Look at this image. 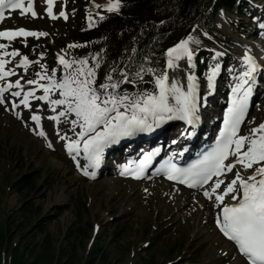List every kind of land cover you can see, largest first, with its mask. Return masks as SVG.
<instances>
[{
    "label": "rangeland",
    "instance_id": "obj_1",
    "mask_svg": "<svg viewBox=\"0 0 264 264\" xmlns=\"http://www.w3.org/2000/svg\"><path fill=\"white\" fill-rule=\"evenodd\" d=\"M106 2L107 0H53L52 13L59 16L63 11L67 16V19L59 17L53 21L46 11V0H38L39 12L36 19L15 14L7 17L0 30L24 28L48 33L47 36L40 37L17 36L11 40L0 37V44L5 45L0 52L11 53L18 50L17 56L0 58L13 62V76L15 80L20 79L24 86L21 91L31 88L25 86V81L35 79L36 72L43 71L39 66L41 63L48 71L54 67L57 54L62 53V46L56 45L55 41L70 45L69 27L80 22L89 24L88 17L91 16L94 20L97 13L104 9L94 5ZM259 2L264 3L263 0ZM259 8L262 11L260 6ZM235 10L231 14L220 11L212 17L209 15L211 31L208 32L199 25L193 35L200 41L199 49L212 54L211 59L217 52L224 53L223 56L230 60L227 69H233L234 66L237 69L241 64L239 58L246 50L250 52L263 47L256 36L247 37L245 33L237 31V22L232 18L238 19L242 14H237ZM245 21L247 19L242 17L243 24ZM250 26L251 32L259 25L251 21ZM240 29L244 27L241 25ZM50 47L53 49H49ZM190 47L197 49L195 44ZM41 53L44 55L41 56ZM20 56H27L33 63L27 68L19 66ZM220 59L221 56L215 61L212 59L207 70L215 62L220 64ZM178 63V68L169 69L168 72L186 89L189 71L187 61L182 59ZM207 70L198 80V90L201 92L206 89ZM191 71L196 72V67ZM11 77L7 81L14 85L15 80ZM42 82L45 81H39ZM2 83L4 81H0ZM145 90L151 91L153 87H138L134 92ZM117 91L123 94L122 91ZM51 96L59 98L58 92L51 93ZM22 98L19 97L18 102ZM29 104L31 107L28 109L19 104L20 118L10 111L8 103L0 104V222L9 217L23 222L36 208L41 217L51 219L47 225L48 230L59 240L69 229L80 228L87 231V238L83 243L85 251L88 252L96 244L106 251L111 264H143L150 259V264H245L215 229L213 216L218 211V206L214 204L215 198L208 202L213 209L208 206L206 214L202 210L198 211L200 195L175 189L171 185L166 186V183L158 179L152 184L138 185L123 180L114 172L109 174V171L102 173V177L96 180L83 178L76 163L72 159H66L63 151L57 147L58 141H62L59 136L67 134L71 139L75 138L70 123L61 119L59 128H55L52 120L48 119L54 113L49 112L47 104L42 105L37 99L31 98ZM34 112L41 117L43 130L54 150L48 148L45 140L35 134L30 120ZM252 112L243 127L242 135L264 122V103L256 105ZM75 131H79L78 127ZM30 174L31 177H24ZM104 174L108 175L103 176ZM234 174L232 171L226 175L223 178L225 183L217 191L222 190ZM34 178H39L36 190L30 186V183H34ZM18 180L20 184L13 187V183ZM114 180L119 182L115 184ZM176 196L181 204L188 197L190 206L186 204L182 208H169L167 202ZM23 199L30 201L32 207H25ZM193 204L198 213L196 220L190 218L189 210ZM202 206L206 205L202 203ZM77 207L82 210L81 217H77ZM14 233L12 229V234Z\"/></svg>",
    "mask_w": 264,
    "mask_h": 264
},
{
    "label": "snow or ice",
    "instance_id": "obj_2",
    "mask_svg": "<svg viewBox=\"0 0 264 264\" xmlns=\"http://www.w3.org/2000/svg\"><path fill=\"white\" fill-rule=\"evenodd\" d=\"M46 3L48 16L55 18L51 11L53 0H46ZM94 7L104 8L109 13H118L121 0H107L104 4H95ZM4 8L19 9L21 15L27 12H31L33 17L37 15L33 10V0H27V7L24 5V0H0V20L5 18L2 11ZM59 15L67 19L63 11ZM97 15L100 20L105 19L99 13ZM88 20V26L93 27L95 21L91 16ZM259 27L264 29V23H260ZM47 35V32L28 31L24 28L0 30V37H7L9 40L17 36ZM191 44H195L196 50H199L200 41L189 34L168 47L164 52L165 67L159 72L156 68L147 66V57L144 58L145 63L138 64L134 71L109 66L105 71L104 81L98 86L97 70L104 62L99 53L90 55L91 66H89V57L68 60L57 54L56 61L63 66L62 76L57 79L55 67L51 69L49 75L46 66L41 63L39 66L43 71L36 72L35 79L25 81L26 84L35 87L23 91H11V96L13 98L22 96L19 104L26 109L31 107L30 98L46 101L48 108L54 113L48 119L59 124L63 118L64 122L70 123L74 131V139H69L67 134L59 136V130L57 135L60 140L65 141L63 147L72 156L82 174L93 178L96 175L95 169L102 162L105 149L118 144L124 138L152 132L174 120L184 122L192 130L196 128L200 121L197 97L199 85L196 75L191 71L195 67L193 63L195 52L190 47ZM4 47L5 45L0 44V49ZM68 47H81V45L70 44ZM103 51L101 49V52ZM132 51L134 53L136 50L132 49ZM17 54L18 50H13L11 53L0 52V57L6 55L14 57ZM223 55L224 53L217 52L212 59L215 61L216 57ZM182 59H186L189 70L186 76V89L177 79L170 78L168 72L169 69L178 68V62ZM239 59L242 62V70L231 85L227 108L223 111V122L211 146L197 159L183 166L167 159L162 167L153 170V175L163 173L170 180L203 190V195L208 199L214 196V204L218 206L216 225L219 231L235 243L247 264H264V122L243 135L239 134L249 110L250 98L254 88L258 86L257 73L264 68V65L258 63L247 50ZM7 62L0 58V81H4L0 84V104L4 105L8 103L6 93L9 90L14 87L23 89L20 79L15 80L14 85L7 81V77L14 75L11 69L5 70ZM31 63L33 61L27 56H20L19 66L27 68ZM220 67L219 63L209 66L206 75V87L209 91L205 95L211 94ZM116 73L120 76L118 80L113 78ZM145 73L152 75L150 82L154 85L153 90L133 94L126 91L121 94L117 91L123 83L142 82ZM39 81L46 82L39 83ZM37 88L42 89V95H35ZM53 92H58L59 98H52ZM11 108L15 110L17 104L12 102ZM15 114L20 118L19 112ZM30 119L35 122L33 129L35 134L43 137L47 147L52 148V143L47 140V135L41 128V117L34 112ZM77 127L79 131H75ZM193 134V131H186L182 132L181 136L191 137ZM172 143L175 144L177 141L173 140ZM160 151V148H155L151 152H145L139 160V167L130 173L133 178L139 179L144 174V165ZM81 152L87 161L83 168L80 167L77 159ZM236 165L240 167L235 170L233 178L221 191H217L225 183L221 178L222 174L231 172ZM120 167L127 168L128 165ZM205 185L208 187L205 188ZM226 196L229 197L228 200L225 199Z\"/></svg>",
    "mask_w": 264,
    "mask_h": 264
},
{
    "label": "trees",
    "instance_id": "obj_3",
    "mask_svg": "<svg viewBox=\"0 0 264 264\" xmlns=\"http://www.w3.org/2000/svg\"><path fill=\"white\" fill-rule=\"evenodd\" d=\"M230 1L121 0L118 13L104 12L102 15L105 19H96L93 27L90 28L82 22L69 27L70 44L81 47L69 48L65 42L57 41L55 44L62 46L65 59L89 57V66L92 63L90 55L99 53L104 62L97 70V86L104 81V74L109 66L134 71L138 64L145 63V57L148 58L147 66L156 68L159 72L164 69L165 50L181 38L193 35L195 26L200 25L210 32L211 23L205 17L206 13L209 9L214 13L219 8H227L226 3ZM189 28L192 31L187 34ZM101 49L104 51L101 52ZM132 49L136 51L133 53ZM195 62L201 68L205 67L207 54L203 51L197 52ZM113 78L118 80L120 76L116 73ZM151 80L152 75L145 73L142 82L123 83L120 87L133 91L140 85L153 86ZM24 177L29 178L31 174ZM32 180L34 183H30V186L36 190L39 178ZM19 184L20 180L13 183V187ZM22 204L32 207L27 199H23ZM77 212V217H81L80 207H77ZM50 220L41 217L35 208L23 222L10 217L1 221L0 264H111L109 255L98 245L95 244L88 252L85 251L83 243L87 238V231L80 228L69 229L59 240L48 230ZM149 261H144L143 264L152 263Z\"/></svg>",
    "mask_w": 264,
    "mask_h": 264
},
{
    "label": "bare ground",
    "instance_id": "obj_4",
    "mask_svg": "<svg viewBox=\"0 0 264 264\" xmlns=\"http://www.w3.org/2000/svg\"><path fill=\"white\" fill-rule=\"evenodd\" d=\"M261 42V41H260ZM262 46L264 47V42H262ZM250 48V47H249ZM250 51V50H249ZM263 51H264V49H254V50H251L250 52H249V54L250 55H252L253 57H255L256 59H257V62L258 63H260L261 65H263L264 63L261 61V59H264V54H263ZM169 71V70H168ZM169 76H170V78H172V74H169ZM69 139H71L70 137H68ZM74 139V138H73ZM148 140L150 141V140H152V137H149L148 138ZM158 141H164L163 140V138H158L157 140H155V142L157 143ZM59 143L57 144V147L59 148V150H61V151H63V154H64V157L66 158L67 157V155L69 154L68 152H67V150L63 147V145H64V143H65V141H58ZM80 158V160L81 161H83V163L85 164V163H87V161H85V159H84V156H83V153L81 152V154L77 157V159H79ZM240 166L239 165H236V167L234 168L235 170L237 169V168H239ZM233 169V170H234ZM250 171V170H249ZM108 172V171H107ZM117 173L119 174V172L117 171ZM102 174V173H101ZM100 174V175H101ZM120 180V179H119ZM119 180H114V183L115 184H117V182H119ZM121 182H123V181H121ZM131 182V181H130ZM155 182V179H151V181L150 182H148V183H145V182H136V184H138V185H145V184H152V183H154ZM149 186V185H148ZM166 186H167V183H166ZM173 188H175V189H178V187L177 186H174ZM158 191V190H157ZM221 191V190H220ZM164 192V191H163ZM157 193V192H156ZM188 193H191V192H188ZM202 193H203V191H202ZM155 194V193H154ZM194 195V194H193ZM214 198V196L212 197V199ZM198 199V198H197ZM212 199H208V198H206L205 196L203 197H201L200 196V200H199V203H197V206H198V211H204L206 214H207V212H208V206L211 208L212 207V205H210V204H208V202L210 203V200H211V202H212ZM225 199L226 200H228L229 199V197L228 196H226L225 197ZM188 197H185L184 198V201H185V203L183 204H181V203H178V197L176 196V198H172V200L171 201H169V202H167L168 204H169V208H174V207H177V208H182V207H184L186 204H187V206H190V205H188L189 203H188ZM198 202V201H197ZM202 203L204 204V205H206L205 207H203L202 206ZM195 209V204H193L192 206H191V208H190V210H189V212H190V218L192 219H194V220H196L197 219V211L196 210H194ZM212 209H213V207H212ZM173 210V209H172ZM216 216H217V214H216ZM216 216L214 215L213 217H214V220H216ZM190 220V219H189ZM200 220V219H199Z\"/></svg>",
    "mask_w": 264,
    "mask_h": 264
}]
</instances>
